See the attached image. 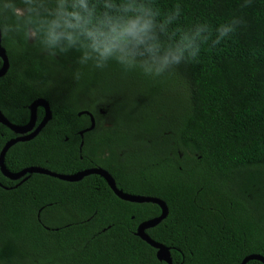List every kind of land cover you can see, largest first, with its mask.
<instances>
[{
    "label": "trees",
    "instance_id": "obj_1",
    "mask_svg": "<svg viewBox=\"0 0 264 264\" xmlns=\"http://www.w3.org/2000/svg\"><path fill=\"white\" fill-rule=\"evenodd\" d=\"M152 3L162 14L179 4V24L207 23L213 33L232 17L246 25L158 78L115 64L81 68L74 51H20L1 38L9 62L1 113L24 125L38 98L51 111L35 137L8 149L4 165L64 175L102 168L124 193L159 198L168 214L145 232L169 248L173 264L264 257V0L246 8L241 0ZM83 112L94 118L87 131ZM43 115L39 107L37 121ZM13 136L0 123V151ZM26 176L0 173V264H167L136 235L159 205L122 200L97 174L73 182Z\"/></svg>",
    "mask_w": 264,
    "mask_h": 264
},
{
    "label": "clouds",
    "instance_id": "obj_2",
    "mask_svg": "<svg viewBox=\"0 0 264 264\" xmlns=\"http://www.w3.org/2000/svg\"><path fill=\"white\" fill-rule=\"evenodd\" d=\"M181 15L179 4L162 14L152 0H0V38L20 51L30 44L49 56L74 51L81 68L115 64L158 78L198 62L204 45L214 49L246 25L232 17L213 33L207 23L179 24Z\"/></svg>",
    "mask_w": 264,
    "mask_h": 264
},
{
    "label": "water",
    "instance_id": "obj_3",
    "mask_svg": "<svg viewBox=\"0 0 264 264\" xmlns=\"http://www.w3.org/2000/svg\"><path fill=\"white\" fill-rule=\"evenodd\" d=\"M0 58L2 60V66L0 68V77L3 76L9 67L8 58L6 55V52L4 48L1 46V38H0ZM39 107H42L44 110V115L39 122V124L35 127V123L37 120V109ZM30 118L28 122L24 125H15L9 122L5 116L0 111V123L4 126H6L8 129H10L13 133L19 134L18 137L9 139L3 146V148L0 151V172L5 176L6 178L10 180H18L21 179V182L26 179V175H30L32 173H39V174H45L51 177L58 178L60 180L64 181H79L84 176L90 175V174H97L104 178V180L107 182L110 189L113 191V193L119 197L122 200L129 201V202H136V203H142V202H151L155 203L160 206L161 208V214L155 218H152L150 220L144 221L140 223L137 227L136 235L140 237L143 241H145L147 244H149L151 247H153L156 250V258L159 261H164L167 264H173L172 258L170 255V250L166 246L155 242L152 240L147 234L146 229L152 228L156 226L158 223H160L168 214V209L164 201L160 200L159 198L155 197H146V196H139V195H131L124 193L120 189L117 188L116 183L112 176L104 169L102 168H90L85 169L79 172H76L74 174L64 175V174H58L55 172H51L47 169H44L42 167L38 166H30L23 168L22 170L18 172H10L4 165V157L8 149L14 145L17 142L20 141H28L35 137L38 132L46 125V123L51 119V111L49 104L46 100L42 98H38L34 100L30 106ZM89 115L91 125L89 128L85 129L84 131L90 130L94 127V118L93 116L88 112H83ZM35 127V128H34ZM30 132V133H29ZM25 133H29L27 135H24ZM84 132H80V135L82 136ZM82 145V143H81ZM250 260H257L264 264V257L258 254H250L245 256L240 264H246Z\"/></svg>",
    "mask_w": 264,
    "mask_h": 264
},
{
    "label": "flooded vegetation",
    "instance_id": "obj_4",
    "mask_svg": "<svg viewBox=\"0 0 264 264\" xmlns=\"http://www.w3.org/2000/svg\"><path fill=\"white\" fill-rule=\"evenodd\" d=\"M41 121V120H40ZM39 120L37 121L36 120V123H35V127L39 124V122H40ZM34 127V128H35ZM30 133V132H29ZM29 133H25L24 135H27V134H29ZM14 134V136L13 137H11V138H15V137H18L19 136V134H15V133H13ZM10 138V139H11ZM1 173V172H0ZM2 174V173H1ZM3 175V174H2ZM20 179H18V180H13V181H19Z\"/></svg>",
    "mask_w": 264,
    "mask_h": 264
}]
</instances>
